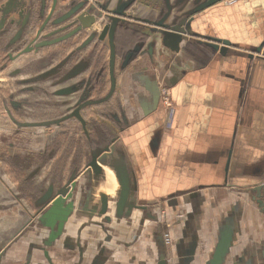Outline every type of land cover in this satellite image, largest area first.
I'll use <instances>...</instances> for the list:
<instances>
[{
  "label": "flooded vegetation",
  "instance_id": "af4514ba",
  "mask_svg": "<svg viewBox=\"0 0 264 264\" xmlns=\"http://www.w3.org/2000/svg\"><path fill=\"white\" fill-rule=\"evenodd\" d=\"M207 1L0 0V206L10 209V221L16 222L0 231V264H144L115 259L108 243L113 234L97 241L95 253L87 257L88 245L74 241L66 220L44 227L42 218L54 210L53 216L60 217L62 200L77 193L88 201L98 195L95 212L105 216L96 226L100 232H109L112 216L124 214L128 204L132 212H142L137 240L146 236L145 221L154 224V247L146 264L191 262L196 253L193 237L187 235L179 243L172 229L186 222V213L173 220L165 207L140 203L131 183L126 208L119 211L122 183L110 198L105 169L104 177L94 180L89 168L104 153L119 152L127 125L136 119L161 118L160 84L166 83L171 64L182 60L164 47L162 38ZM129 71L144 78L148 101L157 104L155 112L127 115L119 84ZM109 164L125 176L120 164ZM86 177L91 178L88 186L79 181ZM261 184L256 182L252 198L256 209L264 212V188L256 189ZM15 210L23 219L14 221ZM224 240L222 234L208 252L207 264H256L248 252L232 255L231 246L220 258Z\"/></svg>",
  "mask_w": 264,
  "mask_h": 264
},
{
  "label": "crops",
  "instance_id": "0c3cea01",
  "mask_svg": "<svg viewBox=\"0 0 264 264\" xmlns=\"http://www.w3.org/2000/svg\"><path fill=\"white\" fill-rule=\"evenodd\" d=\"M193 16L192 35L176 53L182 60L171 64L166 83L160 84L161 118L136 119L127 125L119 152L113 150L93 159L91 178H103L105 169L106 193L110 198L116 197L121 176L109 164L114 160L125 168L124 178H129L135 199L165 207L173 220L178 219L179 213H186V222H178L172 229L179 243L187 235L193 237L190 241L194 242L196 253L189 264H207L208 252L213 251L222 234L230 239L232 255L248 252V256L255 257L254 253H259L264 245V241L261 245L255 242V230L251 228H258V215L264 216L252 198L256 182L264 181V46L253 58L249 53L264 41V0H224ZM207 37L229 40L232 45L228 53L201 56L199 53L209 51L205 45ZM143 68L146 66H141V72ZM143 79L129 71L120 81L119 96L128 116L157 106L150 105ZM165 92L174 110L171 126H165ZM161 124L164 131L154 153L149 137ZM91 178L79 181L88 186ZM2 179L9 184L7 178ZM2 189L0 183V193ZM85 199L87 196L81 193L66 196L60 217L53 216L55 210L47 213L42 218L44 227L66 220L71 236H76L74 241L88 245L87 257L95 253L97 241L113 234L108 243L114 248L115 259L149 263L154 224L145 221L146 236L137 240L134 236L142 212H132L128 204L124 214L112 216L111 210L110 231L100 232L97 227L105 222V216L95 212L98 195ZM68 202L74 204L69 208ZM63 206L69 209L64 210ZM10 213V209L0 206V231L16 224L10 221ZM20 214L23 215L13 212L14 221L23 219Z\"/></svg>",
  "mask_w": 264,
  "mask_h": 264
},
{
  "label": "water",
  "instance_id": "95a60500",
  "mask_svg": "<svg viewBox=\"0 0 264 264\" xmlns=\"http://www.w3.org/2000/svg\"><path fill=\"white\" fill-rule=\"evenodd\" d=\"M221 1H224V0H209V1H207V2L203 3L196 10L190 12V14H189L190 18L187 17V19L183 23V25L181 24V25L171 26L170 30L167 31L166 34L162 38V44L164 45V47L169 48L175 54L177 52H179L181 50V48L184 47V45H185L184 42H186V40H189L190 39L189 36L192 35V32H190V31H191L192 23L194 21L193 15L195 13L200 12L201 10L208 8V7L214 5L218 2H221ZM207 39L209 41L206 42L205 45L209 48V51L208 52H207V50L203 51V53L206 56H209V55L213 56L217 52L220 55L224 56L228 53V50H229L230 46L232 45L229 40L216 39L213 37H207ZM263 46H264V41L260 44V46H257L256 48H252L251 53H249V57L253 58L255 56V53L259 54L262 51ZM201 51H202V49H201ZM156 107L145 110V115H149L151 112L154 111V109H156ZM158 130H160V131L157 132V135L154 137V140L150 141V143H149V147L154 153L156 152V150L159 146V143H160V140H161V137L163 134L164 126L161 125ZM228 165H229V163H228ZM227 170H228V168H227ZM120 183H122V185L124 186V189H123V193H121L120 199L118 201V209H119V211H123L126 208L128 198L130 197V192H129V188H128L130 180L128 177H125V178L123 177L120 179ZM262 183L263 184L257 186V188H256L257 190L264 188V181ZM133 195H135V194H133ZM140 203H146V202H140ZM225 238H226V240H224V242H222L219 245V252L218 253H219L220 258H222L226 255V253L228 252V248L231 246L230 239L227 237H225Z\"/></svg>",
  "mask_w": 264,
  "mask_h": 264
},
{
  "label": "rangeland",
  "instance_id": "374dc122",
  "mask_svg": "<svg viewBox=\"0 0 264 264\" xmlns=\"http://www.w3.org/2000/svg\"><path fill=\"white\" fill-rule=\"evenodd\" d=\"M142 194H144V192H141V195ZM258 218L260 219V220H258V226H256V227H258V228H255L254 229V226L252 225V230H253V232H254V230H255V235H254V240H255V242H257L258 241V245H261V243H262V241H264V216H259L258 215ZM254 225H256L257 223H253ZM251 233L250 232V234H254V233ZM262 246V249H261V251L259 252V253H254V255H255V257H256V259H255V261H256V264H264V245H261ZM256 255H258V256H256Z\"/></svg>",
  "mask_w": 264,
  "mask_h": 264
},
{
  "label": "built area",
  "instance_id": "2783aa9c",
  "mask_svg": "<svg viewBox=\"0 0 264 264\" xmlns=\"http://www.w3.org/2000/svg\"><path fill=\"white\" fill-rule=\"evenodd\" d=\"M164 91H166L165 88H163ZM162 99L163 101L165 102L166 105H168L167 107V121H166V125L167 126H171L172 124V120H173V114H174V110L173 108L171 107V104H170V100H169V96L165 93H163L162 95ZM166 238H168V236L166 235Z\"/></svg>",
  "mask_w": 264,
  "mask_h": 264
}]
</instances>
